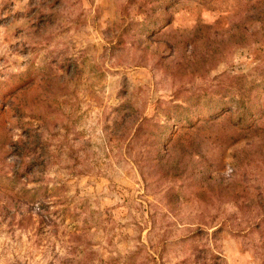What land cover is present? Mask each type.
<instances>
[{
    "label": "rangeland",
    "instance_id": "374dc122",
    "mask_svg": "<svg viewBox=\"0 0 264 264\" xmlns=\"http://www.w3.org/2000/svg\"><path fill=\"white\" fill-rule=\"evenodd\" d=\"M151 1L0 0V264H264V0Z\"/></svg>",
    "mask_w": 264,
    "mask_h": 264
},
{
    "label": "trees",
    "instance_id": "16d2710c",
    "mask_svg": "<svg viewBox=\"0 0 264 264\" xmlns=\"http://www.w3.org/2000/svg\"><path fill=\"white\" fill-rule=\"evenodd\" d=\"M159 0H152L151 3L155 5L151 6V13L148 14L145 12V8L144 7L146 4H143L142 6H140V14L143 16L142 21L140 22H136L135 24H130L129 26L126 27V31L127 33L130 32L131 30H138L137 32H151L152 29L157 28V27H165L169 24V19H161V18H153L154 13L157 11V9L159 8L158 6V2ZM128 35V34H126ZM170 111L172 112V114L174 116L171 117V120H173V122L178 123L181 120H184L187 122V124H189V112H187V110H185V108L183 107V105H173L170 108ZM255 115V113H254ZM168 119H170V117H168ZM246 118H242L243 124L239 125L241 127L244 126V123L246 122ZM150 124L151 125V129L149 130L150 137H152L153 142H154V146H156V140H158L159 138H161L162 136L165 135V131L167 130V126L162 124V125H158V124H152V123H148L146 120H144L142 122V120L139 122V124L137 125L135 131H139L140 129H142L146 124Z\"/></svg>",
    "mask_w": 264,
    "mask_h": 264
}]
</instances>
